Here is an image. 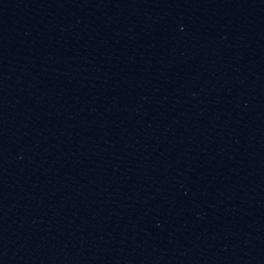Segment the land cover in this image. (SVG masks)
Listing matches in <instances>:
<instances>
[{
    "label": "water",
    "instance_id": "95a60500",
    "mask_svg": "<svg viewBox=\"0 0 264 264\" xmlns=\"http://www.w3.org/2000/svg\"><path fill=\"white\" fill-rule=\"evenodd\" d=\"M0 264H264V0H0Z\"/></svg>",
    "mask_w": 264,
    "mask_h": 264
}]
</instances>
